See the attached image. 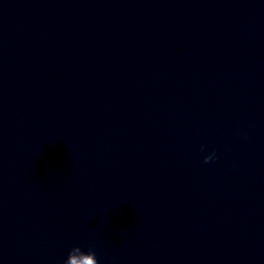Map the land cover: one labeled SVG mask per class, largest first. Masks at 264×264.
I'll list each match as a JSON object with an SVG mask.
<instances>
[{
	"label": "water",
	"instance_id": "obj_1",
	"mask_svg": "<svg viewBox=\"0 0 264 264\" xmlns=\"http://www.w3.org/2000/svg\"><path fill=\"white\" fill-rule=\"evenodd\" d=\"M91 250L264 264V0H0V264Z\"/></svg>",
	"mask_w": 264,
	"mask_h": 264
},
{
	"label": "clouds",
	"instance_id": "obj_2",
	"mask_svg": "<svg viewBox=\"0 0 264 264\" xmlns=\"http://www.w3.org/2000/svg\"><path fill=\"white\" fill-rule=\"evenodd\" d=\"M214 156H215V153L212 152L209 156H205V157H204V161L207 162V161L213 159ZM77 247H78V246H77ZM71 251H72V249H70L69 252H71ZM90 254H91L93 257L96 258V264H99V261L97 260V257H96V253H95V251L91 250V251H90ZM62 264H69L68 257H66V258L62 261Z\"/></svg>",
	"mask_w": 264,
	"mask_h": 264
}]
</instances>
